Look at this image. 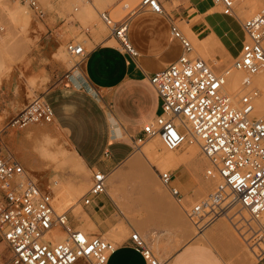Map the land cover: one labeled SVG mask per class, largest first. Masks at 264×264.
<instances>
[{
	"label": "built area",
	"instance_id": "2783aa9c",
	"mask_svg": "<svg viewBox=\"0 0 264 264\" xmlns=\"http://www.w3.org/2000/svg\"><path fill=\"white\" fill-rule=\"evenodd\" d=\"M22 1L44 17L37 0ZM213 1L223 15L240 20L245 36L232 65L243 75L239 93L226 91L231 70L217 71L195 53L180 27L172 25V34L180 39L184 52L176 62L149 78L161 99L162 112L144 126L145 136L137 139L135 146L155 137L168 151H177L187 143L199 145L209 163L206 177L215 185L206 197L185 209L188 219L198 233H203L230 213L232 205H239L258 226L256 233L264 245V115L260 117L257 112L264 88L254 84V78L264 74V5L244 19L237 12L247 0ZM167 5V0H139L132 8L123 3L122 10L127 14L119 21L112 22L109 11L100 16L122 49L136 57L138 53L128 38L131 20L143 12L164 15ZM5 33L0 25V42ZM67 50L79 62L86 57L84 41H71ZM53 120V111L42 96L6 127L13 132ZM107 180L101 171L92 172L90 187L81 199L84 207L107 193ZM160 180L179 204L186 199L175 185L174 171L160 172ZM53 185V181L41 183L26 170L9 146L0 150V236L11 252L5 264H108L116 244L75 228L69 211L58 213ZM131 240L146 264H167L139 233H132Z\"/></svg>",
	"mask_w": 264,
	"mask_h": 264
},
{
	"label": "crops",
	"instance_id": "0c3cea01",
	"mask_svg": "<svg viewBox=\"0 0 264 264\" xmlns=\"http://www.w3.org/2000/svg\"><path fill=\"white\" fill-rule=\"evenodd\" d=\"M116 2L117 0L112 5ZM167 2V6L173 8L171 12L164 15L143 12L131 20L128 38L138 53L136 57L127 54L110 33L100 32L99 28H87L89 44L86 57L75 68L73 67L74 70L60 84L43 96L53 111L54 120L51 123L62 131L64 147L68 151V157L72 159L68 160L65 169L57 172L34 152L31 145L25 149L28 155L24 157L22 152L20 158L25 169L43 184L57 175L66 181L76 183L80 179L88 184L91 183L93 171H101L108 179L112 174L115 176L112 183L107 180V188H114L112 189L114 199L107 189V193L95 198L90 206L82 205L78 212L72 208L74 215L72 212L69 213L75 228L83 227L88 223L87 219H90L89 222L97 230L96 232L90 230V234L108 236L107 239L116 244L117 250L110 257L108 264H146L143 256L135 250L131 234L139 233L137 230H140L145 237L139 234L146 239L152 227L146 222L134 225L130 219L129 208L123 202L119 183L137 175L140 178L145 177L143 179L147 180L144 182H152V185H155L154 182L157 180L151 173L146 176L138 174L139 172L125 174L120 167L123 164H130L136 150L135 141L145 136L144 126L153 123L162 112L161 99L149 78L176 62L184 52L180 39L172 34V25H178L188 39L189 32L198 41L210 36L209 42L212 41V45L204 46L199 42L204 51L207 47L205 54L210 57L215 48L216 52L228 61L238 56L245 39L239 20L223 15L213 0H167ZM213 4L216 9H213ZM83 19L84 17L81 20ZM208 48L212 50L211 53ZM71 162H75V166H84L83 170H77V166ZM193 165L198 171L204 167L196 166L198 165L196 160ZM146 183L142 186L149 198L155 196L154 192H151L156 189ZM145 185H149L148 189ZM155 194L163 198L161 208L167 212L171 210V204L164 198L166 195L162 196L157 191ZM154 201L156 202L157 198ZM150 203L147 204L150 206ZM168 213L182 225L179 216H176L177 213L174 215L171 211ZM184 231L186 235L190 234L187 229ZM117 232V235H113ZM180 237L182 238V235ZM215 237L227 247L228 253L225 252L224 255H231L229 247L233 246V242L229 240L228 232L220 231ZM198 238L193 237L195 242L186 245L174 256L169 254V248L166 247L159 251L161 259L167 264H224L220 253L215 248L202 244L201 237ZM0 240L5 243L1 236ZM150 243L152 249L154 245L160 244L154 239H151ZM78 264L88 263L81 261Z\"/></svg>",
	"mask_w": 264,
	"mask_h": 264
},
{
	"label": "rangeland",
	"instance_id": "374dc122",
	"mask_svg": "<svg viewBox=\"0 0 264 264\" xmlns=\"http://www.w3.org/2000/svg\"><path fill=\"white\" fill-rule=\"evenodd\" d=\"M37 1L40 9L44 12L43 18L39 16L37 11L22 0H5V5H7L8 8H15L17 4L25 6L30 11L32 17L31 26L28 27L29 31L25 32L21 27H18L15 30L17 38L5 51L0 52V68H3L5 72L8 73V75L3 74L0 76V131L2 133L0 150L3 149V146H9L19 159L22 158V152L24 153V157L28 155L26 153L27 150L25 149H27L30 146V143H32L30 140L31 137L37 138L39 136L40 138H43L44 136L41 135V132L44 131L48 137L56 142V147L59 146L58 149L56 148L57 150H67L64 147L65 141L62 131L54 127L53 123L31 124L24 129L14 131V133L9 131L6 126L20 111L30 105L36 98L44 96L51 88L60 84L67 75L74 70L80 59H72L70 57L67 52L68 43L71 41H74L75 43H81L84 41V43L87 44L86 50H88L89 39L86 36V34H88V29L99 28L100 32H104L105 34L110 33L107 25L100 20V14L102 12L109 11L111 19L115 22L121 20L127 14L126 11L117 14V10L122 7L123 2L126 3L125 0H117L114 5L112 4L115 0H89L94 5L96 11L91 8V11L94 12L90 13L85 20L77 18L78 12L76 11H80L82 7H84L83 5L86 4L85 0H44L49 7H47L42 0ZM257 1L259 2L258 4ZM263 5L264 0H248L240 7L241 9L247 6L249 10V14L243 15L244 19L255 15ZM251 7L254 9L252 10ZM48 9H52V11H49ZM213 9H216L214 4ZM171 10H173V8L168 6L167 11L171 12ZM241 12L242 10L239 12L240 15H242ZM0 25L4 26L6 29L4 38L8 34L14 32V30L7 24L5 14L1 12ZM70 25H74L75 27L73 29L75 30L73 34H71L72 31ZM219 54L220 53L216 52L215 48H213V54H211L210 57L207 55L206 57L208 58L206 59L209 60L206 61L217 69V71H224L231 68L237 56L228 61ZM202 55L205 56L204 53H202ZM150 140L136 148L129 165H121L120 169L123 170L125 174L139 172L143 166L149 168L145 159L141 157L139 152L140 149ZM161 145L164 148L162 142ZM192 145L193 144L187 143L181 149L173 151V153L176 157L181 158L187 152L186 150H188L189 146ZM31 146L33 147V143ZM201 156L202 153L199 151L197 157ZM193 162L194 160L192 159L184 160L174 171L175 185L186 196V199L181 204L173 198L170 191L164 187L160 180V172H167L168 170H160L157 166L150 168L152 170L150 171L151 174L155 177L158 183L152 185V188L156 189L158 193L161 192V190H158L161 189L160 187L165 190L166 196L164 198H166L168 203L171 204V209L174 208L172 209V212L176 209L175 211L181 222L183 221L181 218H185V221H183L185 224L182 222V225H179L178 222L174 220V217L165 211V209L161 208L160 205L157 206L151 203L152 205L150 204L149 206L146 204L147 202L150 203V201H154L153 199H156L159 196L147 197L148 194L142 186L144 181H146L145 179L143 180V178L137 176L119 183L123 202L129 208L130 219L134 222V225L138 222H146L148 226L152 227L146 236V240L148 243H150L151 239L159 241L160 244L154 245L153 250L160 258L159 251H163L166 247L169 248V254L174 256L183 250L186 245L193 244L195 242L193 237H201L200 241H202V244L209 245L220 253L224 264L264 263V252L262 251L264 245L261 243L262 241H259V236L256 233L258 231V226L254 225L256 223L250 220L249 214L241 209L239 205H232L231 207H233V209L230 213H225L203 233H198L194 224L191 225L192 222L188 221L189 219L186 215L185 209H188L187 207H192L190 205H194L197 201L207 196L203 191H201V193L198 192L203 184L202 181H208L206 171L209 166L204 165L203 170L198 171L193 167ZM47 165L55 168V165L53 164ZM44 182L46 181L44 180ZM63 182L65 183L67 181L63 180ZM212 183L211 187H214L215 182ZM89 187L90 183L87 186L85 193ZM212 189L213 188H211L210 191ZM156 191L153 190L151 193H155ZM206 193L209 194V191ZM81 199L82 197L76 202L77 205L80 204L82 206ZM161 199L163 204V198L161 197ZM57 203L60 208L58 201ZM71 210L73 214V209L71 208ZM71 212L69 211V213ZM242 212H244L247 219L241 217ZM76 217L80 218L78 216ZM235 218H237L238 222L233 223L234 220L236 221ZM242 220L245 221L241 222ZM251 223L252 226L250 227ZM241 228L243 229L240 230ZM186 229L190 234H185L184 230ZM211 229H213L214 232ZM248 229L251 231L247 232ZM89 230L90 229L87 230L88 232L85 230L83 231L90 234L91 232ZM137 231L144 236L140 230ZM220 231L225 233L228 232V238L233 242V246L229 247V251L231 252V255L229 256L224 255L225 252L228 253L227 247L224 246L221 240H217L215 237ZM214 234L215 236H212ZM181 235L182 238L180 237ZM251 236L254 237L250 239ZM205 237L207 239H205ZM105 238L107 237L105 236ZM261 245H263V247H261ZM0 249V264H3L9 259V249L1 240Z\"/></svg>",
	"mask_w": 264,
	"mask_h": 264
},
{
	"label": "bare ground",
	"instance_id": "6f19581e",
	"mask_svg": "<svg viewBox=\"0 0 264 264\" xmlns=\"http://www.w3.org/2000/svg\"><path fill=\"white\" fill-rule=\"evenodd\" d=\"M43 1V3L47 6V7H49L45 2L46 1H44V0H42ZM86 1V4L85 5H83L84 7H82V9L80 10V11H78V10H76L78 13H77V18H83L84 17V19L83 20H85V19H87V16H89L90 15V13H92V12H94V11H96V9H95V7H94V5L89 1V0H85ZM126 1V3L125 4H127V5H129L131 8L132 7H135L136 6V4H137V2H138V0H125ZM248 1V0H247ZM246 1V2H247ZM260 1V0H259ZM245 2V3H246ZM124 3V2H123ZM255 3V2H254ZM259 2L257 1V4H258ZM256 4V3H255ZM256 4V5H257ZM123 5V4H122ZM253 5V4H252ZM242 6V5H241ZM240 6V7H241ZM250 6V5H249ZM120 7V6H119ZM118 7V8H119ZM94 10V11H91L92 9ZM250 8V7H249ZM252 8V10L254 9L253 7H251ZM240 9V8H239ZM238 9V12H237V14H238V16L239 17H244L243 15H245V14H249L248 12H249V10H248V8H247V6H245V8H241L240 10ZM121 10V11H120ZM242 10V15H240L239 14V12ZM91 11V12H90ZM119 11V12H118ZM122 7L121 8H119L118 10H117V14L118 13H122ZM0 12L1 13H4L5 14V16H6V22H7V24L9 25V27L11 28V29H13L14 30V32L13 33H11V34H8L5 38H3V40L0 42V52H3V51H5L13 42H14V40L17 38L16 36H17V33L15 32V30L18 28V27H21L22 28V30H24L25 32H28L29 30H28V27L29 26H31V22H32V17H31V13H30V11L25 7V6H23V5H21V4H17V6L15 7V8H8V6L7 5H5V0H0ZM251 13V12H250ZM73 16H74V14H73ZM72 16V17H73ZM73 19V18H72ZM71 19V20H72ZM100 20H101V16H100ZM237 20H239L238 18H237ZM102 21V20H101ZM112 22H115V21H113L112 20ZM239 22H240V20H239ZM102 23H104L103 21H102ZM105 24V23H104ZM184 26V25H183ZM75 27H74V25H70V29H71V34H73V32H75V30H73ZM187 36L189 37V39L191 40V42H192V44H193V46H194V50H195V53L199 56V57H201V58H203V59H205V60H209V59H206V58H208V57H206L207 55L205 54V51H207L206 49H207V47L206 48H204L205 49V51L203 50V48H202V46H201V44H199V42L200 43H202L204 46H205V44L207 45V44H209V45H212L213 43H211V42H209L210 41V36H206V37H209V38H207V39H205L204 40V38L202 39V41H198L197 40V38H195L194 37V35L191 33V32H189L188 34H187ZM205 37V36H204ZM215 38V37H214ZM211 40H212V38H211ZM215 40V39H214ZM214 40H213V42H214ZM211 43V44H210ZM201 46H199V45ZM203 46V47H204ZM210 47V46H209ZM199 48V49H198ZM208 51L210 52H212V50L210 49L209 50V48H208ZM67 52H68V50H67ZM210 52V53H211ZM202 53H204L206 56H203L202 55ZM227 53V52H226ZM68 54L70 55V53L68 52ZM212 54V53H211ZM70 57L72 58V59H76V58H74V57H72V55H70ZM214 59V58H213ZM212 59V60H213ZM231 71H230V74H229V76H228V83H227V86H226V91L228 92V93H234V94H238L239 93V91H240V86H241V82H242V78H243V75L240 73V72H238V71H235L232 67L231 68H229ZM228 70V69H227ZM3 74H5V75H8V73H6L5 72V70L3 69V68H0V76L1 75H3ZM254 84L256 85V86H258V87H260V88H264V74H260V75H258V76H256L255 78H254ZM257 112H258V115H260V117L261 116H263L264 115V95L259 99V101H258V105H257ZM35 133V132H34ZM33 135V134H32ZM35 135V134H34ZM41 135H43L44 137L42 138H40L39 136L37 137V138H32L31 137V141H32V143H33V150H34V152L35 153H37V155H39V157L44 161V162H46L47 164H53V165H55V170L57 171V172H60L62 169H65L64 167H66L67 165H68V160L70 161V159H72V158H69L68 156V151L67 150H61V149H59V150H57L58 149V147H56V142H54L53 140H52V138H50V137H48L47 136V134H46V132L44 131V132H41ZM1 138H2V133H1V131H0V140H1ZM2 141V140H1ZM30 141V142H31ZM32 143H30V145L32 144ZM184 145H186V144H184ZM183 145V146H184ZM182 146V147H183ZM162 147V145H161V142H160V139H159V137H155V138H153L152 140H150L143 148H141L140 149V155H141V157H143L144 159H145V161H146V163H147V165H148V167L149 168H147V167H142L141 169H140V171H139V173L138 174H140V173H142V174H145V176L146 175H148V174H150L151 172L150 171H152L150 168H153V167H155V166H157V167H159V169L160 170H168V171H171V172H173V171H175L176 170V168L179 166V164L180 163H182L184 160H187V159H192V160H196V162H198V165H196V166H203V165H207V166H209V163H208V161H207V159L203 156V154H202V156L201 157H197L198 156V154H199V151H201L200 150V147H199V145H197V144H193L192 146H189V148H188V150H186L187 152L181 157V158H178V157H176L175 156V154L173 153V151H168V150H166V149H164L163 147ZM57 148V149H56ZM70 153V152H69ZM139 155V154H138ZM70 156H71V153H70ZM69 158V159H68ZM74 160H75V158H74ZM76 161V160H75ZM135 161V160H134ZM141 162V161H140ZM72 164H74V166H75V162L73 163V162H71ZM137 163H139V162H137ZM77 166V170H83V167L84 166H81V165H76ZM75 166V167H76ZM138 166V165H137ZM195 166V165H194ZM193 166V167H194ZM199 166V167H200ZM74 167V168H75ZM197 168V167H196ZM73 169V168H72ZM71 169V170H72ZM75 169V170H76ZM199 169V168H198ZM155 170V169H154ZM203 170V169H202ZM200 171V170H199ZM56 172V173H57ZM85 172V171H84ZM83 172V173H84ZM87 173V175H89L88 174V172H86ZM141 174V176H143ZM137 175V174H136ZM138 176V175H137ZM148 177V176H147ZM150 177V176H149ZM152 177V176H151ZM115 178V176H113V174H112V176H110L109 177V179H108V182L109 183H112L113 182V179ZM143 178H145V177H143ZM63 178L61 177V176H59V175H57V176H55V178L54 179H52L51 181H53L54 182V185H53V190H54V198H55V209H56V211L58 212V213H62V212H65V211H72L71 210V208H73V209H77V212H78V210H80L81 209V205L80 204H76V202L79 200V198H81V197H83L84 196V194H85V190H86V188H87V186L89 185L86 181H83V180H78L76 183H74V182H72V181H67V182H63V180H62ZM144 180V179H143ZM147 180V179H146ZM151 180H153L152 178H151ZM204 180V179H203ZM65 181V180H64ZM154 182V181H153ZM203 182V184L201 185V188H199L200 189V191L198 190V189H196L197 191H199V193H201V191H203L204 193H205V195L207 194L208 195V193H206V192H210V189L211 188H213V186L211 187V185L213 184L212 182V180L211 179H208V181H206V182H204V181H202ZM141 183H142V180H141ZM146 182H144V184H145ZM152 182H149L148 181V183H146V184H149V185H147V186H149V187H153V186H151L152 184H151ZM154 183H157V182H154ZM158 184V183H157ZM143 185V184H142ZM215 185V184H214ZM144 186V185H143ZM146 186V185H145ZM146 186V188L148 189V187ZM161 186V185H160ZM156 187V186H155ZM159 187V186H158ZM165 187V186H164ZM211 187V188H210ZM56 188H57V191H56ZM161 189H158V190H161V194L160 195H164V194H166V192H165V190L162 188V187H160ZM113 190H114V188H112ZM112 189H108V192L111 194H109L110 196H112ZM145 189V188H144ZM195 190V191H196ZM143 191V190H142ZM156 191V190H155ZM202 192V193H203ZM117 193V192H116ZM152 195V194H151ZM154 195L156 196L157 194H155L154 193ZM167 195H169V194H167ZM204 195V194H203ZM78 196H79V198H78ZM148 196V195H147ZM113 197V196H112ZM149 197V196H148ZM151 197V196H150ZM160 199H158V197H157V201L155 202V201H153V202H151V203H153V204H155V205H160V207L163 205L162 204V199H161V197H159ZM197 198V197H196ZM195 198V199H196ZM113 199H114V197H113ZM147 199V198H146ZM145 199V200H146ZM115 200H116V197H115ZM114 200V201H115ZM144 200V199H143ZM153 200H156V199H153ZM198 200H199V198H198ZM57 201L59 202V204H60V208H59V206H58V203H57ZM117 201V200H116ZM115 201V202H116ZM118 203V202H117ZM147 203H149V202H147ZM146 203V204H147ZM150 203V204H151ZM119 204V203H118ZM119 205H122V204H119ZM152 205V204H151ZM184 206V205H183ZM190 206H193V205H190ZM121 207V206H120ZM123 207V206H122ZM237 207V206H236ZM119 208V207H118ZM187 208H189V207H187ZM119 209H121V208H119ZM172 209H174V208H172ZM172 209L170 210H168V212L169 211H171V214L172 215H174L175 213H176V209L175 210H173V212L175 211V213H173L172 212ZM184 209V208H183ZM122 210V209H121ZM120 210V211H121ZM180 210V209H179ZM75 211V210H74ZM181 211H182V209H181ZM122 212V211H121ZM124 212V211H123ZM183 212V211H182ZM76 213V212H75ZM125 214V213H124ZM123 214V215H124ZM127 214V213H126ZM184 214V213H183ZM176 216H178V214L176 215ZM231 216V215H230ZM241 217L242 218H245V219H247V217H246V215L244 214V212H242L241 213ZM240 217V218H241ZM177 217H175V219H176ZM238 218V217H237ZM237 218H235L236 219V221L234 220L233 221V223L234 222H238L237 221ZM183 221H185L184 219V217H182L181 218ZM239 219V218H238ZM90 220V219H89ZM89 220L87 219V221H88V223L86 224V225H84L83 227H81L83 230H85V231H87L88 229H90V230H92V231H97L96 230V228H95V226L91 223V222H89ZM177 220H178V218H177ZM240 220V219H239ZM182 221V222H183ZM188 221H190V220H188ZM232 221V220H231ZM243 221H245V220H242L241 222H243ZM248 221V220H247ZM179 222V221H178ZM248 222H250V221H248ZM184 224H185V222H183ZM187 223V222H186ZM230 223V222H229ZM189 225H190V222H189ZM191 225H193V223H191ZM232 225V224H231ZM248 225V224H247ZM255 226H256V224H254ZM254 225H253V227H254ZM186 226V225H185ZM252 226V223L250 224V227ZM81 228H79V229H81ZM81 229V230H82ZM190 229V228H189ZM250 229V228H249ZM255 229V228H254ZM82 230V231H83ZM89 230V231H90ZM84 231V232H85ZM88 232V231H87ZM86 232V233H87ZM113 232H115V230L113 231ZM118 232H119V230H118ZM118 232L117 233H115V234H113V235H117L118 234ZM121 232H122V229H121ZM89 234V233H88ZM121 234V233H120ZM120 234H119V237H120ZM124 234V233H123ZM204 236V235H203ZM105 237V236H104ZM106 237H108V236H106ZM205 239H207L206 237H205ZM208 241V240H207ZM210 241V240H209ZM262 243V242H261ZM260 246V245H259ZM261 247H263V245H261ZM262 249V248H261ZM261 251V250H260ZM263 252H264V249L262 250ZM262 252V253H263ZM162 260V259H161ZM163 261V260H162Z\"/></svg>",
	"mask_w": 264,
	"mask_h": 264
}]
</instances>
